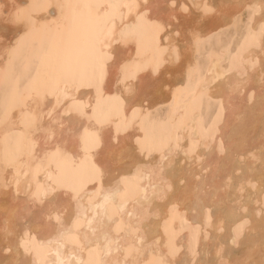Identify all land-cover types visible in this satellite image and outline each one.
<instances>
[{
    "label": "bare ground",
    "instance_id": "bare-ground-1",
    "mask_svg": "<svg viewBox=\"0 0 264 264\" xmlns=\"http://www.w3.org/2000/svg\"><path fill=\"white\" fill-rule=\"evenodd\" d=\"M0 85V264H264V0H0Z\"/></svg>",
    "mask_w": 264,
    "mask_h": 264
},
{
    "label": "rangeland",
    "instance_id": "rangeland-1",
    "mask_svg": "<svg viewBox=\"0 0 264 264\" xmlns=\"http://www.w3.org/2000/svg\"><path fill=\"white\" fill-rule=\"evenodd\" d=\"M52 12V11H51ZM248 13L249 12H247V11H245V12H243L242 14H240L238 17L239 18H237L238 20L236 21V23L234 24L235 25V27H234V25H232L230 28H228V29H226V31H225V29L221 32V33H224V35H221V33L217 36H213V37H211V38H209L210 40H204L205 41V43L204 42H202V44H201V54H200V57H199V63L200 64H202V63H204L205 62V57H207L206 55H207V53L209 52V50L208 49H212V48H210V47H217L219 44H223V45H226V44H230V51H232L235 47H236V45H237V41L238 42H240V40H242V39H244L246 36H247V34L249 33V31H248V29L247 28H245L244 26H246L245 25V23L247 24V19H248ZM235 29V30H234ZM235 31V32H234ZM233 32V33H232ZM235 34V35H234ZM242 34V35H241ZM231 37V38H230ZM235 39H234V38ZM231 39V40H228V39ZM234 39V40H233ZM237 39H239V40H237ZM235 40H237L236 42H235ZM219 41V44H217L216 42H218ZM223 41V42H222ZM228 41V42H227ZM211 42V43H210ZM215 43L217 44V45H215ZM236 44V45H235ZM202 45H204V47L202 46ZM208 48V49H207ZM205 49V50H204ZM44 51V52H43ZM40 52H43V53H41L39 56H37V62H35L34 60V62L33 61H29V62H27V67L26 68H28V69H25L24 70V73H23V71H22V73H21V70H20V66H21V68L23 67L22 65H19V63L21 64L23 61H25V59L24 58H27L28 56H27V54H26V51H21V52H19V55H18V52L15 54H13V57L15 58H13L12 57V59H11V61L12 62H10V64H9V67H8V69L9 70H7V72H6V75H8V76H11L12 74V77L14 78V77H16L17 79H18V86H29V83L30 82H32V81H29V80H31V79H35V80H37V78H38V80H41L43 77H44V74L46 73V70H45V65H46V61L48 60V57H49V54L46 52V49L45 48H43V50L42 51H40ZM45 52H46V54H45ZM207 52V53H206ZM23 53H24V55H23ZM31 53V52H30ZM29 53V54H30ZM34 52H32V54H33ZM22 56V57H21ZM23 56H25V57H23ZM16 57H17V59H16ZM18 59H19V61H18ZM22 59H23V61H22ZM16 62H15V61ZM42 60V61H41ZM15 63H14V62ZM19 62V63H18ZM46 62V63H45ZM225 62V61H224ZM223 62V63H224ZM13 63V64H12ZM31 63V64H30ZM45 63V64H44ZM16 64H17V66H16ZM25 64V63H24ZM19 65V66H18ZM30 65V66H29ZM39 68V69H38ZM15 69H16V71H15ZM30 69V70H29ZM43 69V70H42ZM20 70V71H19ZM38 71V72H37ZM19 72L21 73V75L19 74ZM11 75H10V74ZM22 75H24V76H22ZM35 76V77H34ZM7 81H8V79H7ZM28 81H29V83H28ZM28 84V85H27ZM2 85H3V83H2ZM6 85V84H5ZM3 87H5L4 85H3ZM3 87H1V85H0V96L2 97V100H1V97H0V120H1V118L3 117V114H4V111H6V110H8L9 108L8 107H5L3 104V99H4V95H5V90H3ZM2 92H4V93H2ZM203 96L200 98V107L202 108V110L200 109V113H201V117L203 116V118H201V120L203 119V121H202V124H201V127L203 128V129H205V128H207L208 127V125H209V123H210V117H211V115H213V113H214V111L218 108V101L217 100H215V99H207V98H204V101H202L203 100ZM203 102V103H202ZM204 106H203V105ZM3 105V106H2ZM202 105V106H201ZM203 107H205V109L203 108ZM207 107L209 108V111H208V109H207ZM162 109H164V108H158L157 110H153V111H151V114H153V115H151V116H149L150 117V121L152 122L154 119H155V116L158 114H161L162 112H163V110ZM208 112V114H205V112L206 111ZM154 111H157V114H156V112L154 113ZM203 111V112H202ZM205 111V112H204ZM206 112V113H207ZM203 114V115H202ZM155 115V116H154ZM205 115V116H204ZM207 116V117H206ZM151 117H153V119L151 118ZM206 119V120H205ZM205 124V125H204ZM167 157H169V154L166 156V158ZM142 183L143 182H148V180H149V178H148V175L147 176H143V178H142ZM125 207V209H124V212L126 213V210H128V207H127V205L126 206H124ZM132 213H133V210L132 211H128L127 212V215H129V216H131L132 215ZM149 216H154L153 214H151V215H149ZM124 238L122 237L121 238V236L119 237V239H118V242L119 241H122ZM118 242H117V244H118ZM123 264H129L128 262H123Z\"/></svg>",
    "mask_w": 264,
    "mask_h": 264
}]
</instances>
